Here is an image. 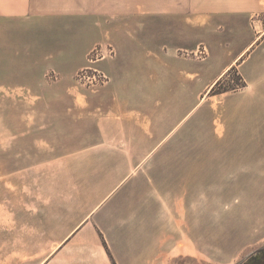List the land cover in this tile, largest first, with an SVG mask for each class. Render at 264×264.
I'll return each mask as SVG.
<instances>
[{
	"label": "crops",
	"instance_id": "crops-1",
	"mask_svg": "<svg viewBox=\"0 0 264 264\" xmlns=\"http://www.w3.org/2000/svg\"><path fill=\"white\" fill-rule=\"evenodd\" d=\"M196 3L190 13L193 23L209 28L207 57L193 59V71L177 69L194 86L202 66L222 64L198 93L204 96L200 103L182 117L176 111L187 83L176 76L172 61L159 57L133 71L119 53L103 66L108 87L82 93L71 86L101 42L86 36L114 28L120 15L144 12L143 2L138 10L118 8V0H0V93L13 92L19 96L13 105L29 110L24 120L0 123V186L6 191L0 206L13 204L19 216L29 218L30 238L38 244L30 253L49 255L41 264H69L53 259L89 225L105 232L103 217L114 215L121 223L119 237L137 240L127 250L140 255L139 264H163L181 250L180 202L166 186H182V129L189 125L193 131V112L232 68L246 85L207 104L213 141L236 143L238 159L251 160L245 172L264 173V0ZM156 5L166 11L162 1ZM128 45V39L117 43L119 52ZM51 71L59 74L57 81L49 79ZM167 72L172 86H166ZM70 127L77 128L73 135Z\"/></svg>",
	"mask_w": 264,
	"mask_h": 264
},
{
	"label": "rangeland",
	"instance_id": "rangeland-1",
	"mask_svg": "<svg viewBox=\"0 0 264 264\" xmlns=\"http://www.w3.org/2000/svg\"><path fill=\"white\" fill-rule=\"evenodd\" d=\"M157 1L142 0L144 12L120 15L114 28L103 26L100 34L91 32L86 36V41L98 37L101 42L97 45L112 44L115 47V57H108L97 64L99 68L106 72L103 66L115 60L120 53L119 61L129 64L133 71H141L144 66L147 69V63L159 57L164 62L172 61L173 71L175 67L176 76H181L177 68L186 72L193 71V59L203 61L207 57L201 51L207 50L205 42L209 39L205 37V30L209 28L204 29L202 25L193 23V14L190 13L193 0H160L164 4L162 9L166 11L158 8ZM142 2L118 0L117 5L118 8H122L121 5H133L139 10L143 7ZM261 18L264 20V16ZM141 27H144L142 32ZM143 36L144 43H137L136 39L141 40ZM127 39L128 49L125 48L122 54L117 43L123 46ZM218 50L217 53L221 55L222 48L216 47ZM214 60L216 58L213 56ZM221 64H212L208 70L203 64H197L199 68L202 66L204 72L194 86L193 82L181 76L187 84L183 82V93L180 95L182 108L176 114L185 117L191 105L194 107L200 103L204 96L198 93L205 82L216 74ZM239 76L241 79H238ZM172 85L167 72L166 86ZM242 85L246 83L235 68L224 79L222 86L210 92L193 112V131H189V125L182 129V186H166L170 195L180 202L178 206L181 211L176 213V219L181 223V250H176L171 259L167 255L163 264H256L255 258L264 255V173H246L250 170L246 164L251 160L238 159L236 143L213 141L212 135L215 133L211 122L209 124L211 112L207 104L223 101L222 94L225 93L218 94L223 89L242 88ZM71 86L82 93L95 90L79 86L75 78ZM30 98V95L22 96L25 102ZM15 101H19V96L13 92L0 93V123L12 125L15 118L24 120L29 110L25 105L15 107ZM167 101L173 102V96L167 95ZM18 129L10 127L13 134L19 133ZM58 131L67 133L66 128H58ZM73 131H77V128L70 127L69 134L73 135ZM49 132V135L54 133L53 130ZM5 194V187L0 186V196L5 198ZM118 219L115 215L103 217L100 225L105 232L96 231L92 225L86 227L78 236L70 239L67 248L54 257L53 263L139 264L140 255L135 253L132 256L133 251L127 250V246L132 247L137 240L119 237L118 228L121 223ZM73 224L72 217L71 227ZM177 227L176 224V233ZM30 234L28 217L19 216L13 204L0 206V264H41L49 255L30 253L38 246ZM106 234H111L113 238H107ZM20 251L29 254H20Z\"/></svg>",
	"mask_w": 264,
	"mask_h": 264
},
{
	"label": "built area",
	"instance_id": "built-area-1",
	"mask_svg": "<svg viewBox=\"0 0 264 264\" xmlns=\"http://www.w3.org/2000/svg\"><path fill=\"white\" fill-rule=\"evenodd\" d=\"M202 55L206 54V50L201 51ZM116 51L112 44L96 45L88 55V65L80 70L76 76L75 81L79 86L88 87L90 89H98L106 86L110 82L108 74L97 66L100 62L106 60L108 57H115ZM49 79L58 80L59 74L51 71L48 74Z\"/></svg>",
	"mask_w": 264,
	"mask_h": 264
},
{
	"label": "trees",
	"instance_id": "trees-1",
	"mask_svg": "<svg viewBox=\"0 0 264 264\" xmlns=\"http://www.w3.org/2000/svg\"><path fill=\"white\" fill-rule=\"evenodd\" d=\"M234 69L235 68H232L228 73H226L216 84H215V86L212 88V90H211V92H215L216 91V89H217V87H221L222 86V84H223V82H224V79H226L227 78V76H230L231 75V73L234 71ZM226 77V78H225ZM238 79H241V77L239 76L238 77ZM242 86H245V85H242ZM241 86V87H242ZM238 88H240V86L239 87H229V88H226V89H223L222 91H220V92H218V94H221V93H227V92H230V91H233V90H236V89H238Z\"/></svg>",
	"mask_w": 264,
	"mask_h": 264
},
{
	"label": "flooded vegetation",
	"instance_id": "flooded-vegetation-1",
	"mask_svg": "<svg viewBox=\"0 0 264 264\" xmlns=\"http://www.w3.org/2000/svg\"><path fill=\"white\" fill-rule=\"evenodd\" d=\"M261 256H263V257H256V258H255V260H256V264H264V255H261ZM260 258H262V259H261V261L259 262L258 259H260ZM252 264H253V263H252Z\"/></svg>",
	"mask_w": 264,
	"mask_h": 264
}]
</instances>
